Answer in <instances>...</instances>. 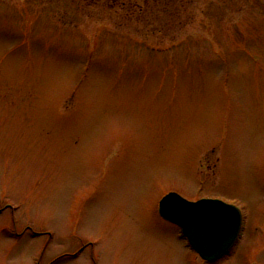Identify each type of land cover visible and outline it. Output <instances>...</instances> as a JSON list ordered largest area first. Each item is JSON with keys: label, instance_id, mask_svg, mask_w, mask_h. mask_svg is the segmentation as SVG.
Returning <instances> with one entry per match:
<instances>
[{"label": "rangeland", "instance_id": "obj_1", "mask_svg": "<svg viewBox=\"0 0 264 264\" xmlns=\"http://www.w3.org/2000/svg\"><path fill=\"white\" fill-rule=\"evenodd\" d=\"M168 192L241 209L224 258ZM0 264H264V0H0Z\"/></svg>", "mask_w": 264, "mask_h": 264}, {"label": "water", "instance_id": "obj_2", "mask_svg": "<svg viewBox=\"0 0 264 264\" xmlns=\"http://www.w3.org/2000/svg\"><path fill=\"white\" fill-rule=\"evenodd\" d=\"M158 212L180 228L191 249L206 262L224 256L234 246L242 228L241 210L219 199L189 201L170 192L160 200Z\"/></svg>", "mask_w": 264, "mask_h": 264}, {"label": "bare ground", "instance_id": "obj_3", "mask_svg": "<svg viewBox=\"0 0 264 264\" xmlns=\"http://www.w3.org/2000/svg\"><path fill=\"white\" fill-rule=\"evenodd\" d=\"M239 239V238H238ZM238 241V240H237Z\"/></svg>", "mask_w": 264, "mask_h": 264}]
</instances>
